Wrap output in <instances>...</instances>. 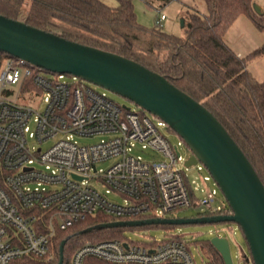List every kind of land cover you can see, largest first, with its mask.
<instances>
[{
  "label": "built area",
  "instance_id": "obj_1",
  "mask_svg": "<svg viewBox=\"0 0 264 264\" xmlns=\"http://www.w3.org/2000/svg\"><path fill=\"white\" fill-rule=\"evenodd\" d=\"M165 19L162 13L156 23L162 26ZM165 126L160 117L153 120L128 108L76 75L6 56L0 68V264L50 261L56 230L87 216L171 217L191 206L194 195L183 172L190 155L180 150L182 141L170 142ZM100 133L110 136L92 144L74 139ZM51 138L55 142L44 148L43 142ZM136 143L152 149L154 158L132 154ZM109 158L115 161L99 169L98 162ZM215 195L211 190L197 207L204 206L205 215L232 214L229 205H214ZM70 264L196 260L188 241L167 233L142 242L130 237L87 240L74 250Z\"/></svg>",
  "mask_w": 264,
  "mask_h": 264
},
{
  "label": "trees",
  "instance_id": "obj_2",
  "mask_svg": "<svg viewBox=\"0 0 264 264\" xmlns=\"http://www.w3.org/2000/svg\"><path fill=\"white\" fill-rule=\"evenodd\" d=\"M117 1L116 6H111L103 0H0V13L68 39L119 53L164 75L222 122L264 183V80H258L248 68L253 58L264 56V43L246 55H239L225 39L227 31L243 14L264 30V9L261 7V12L255 9L256 0H204L206 13L187 9L186 34L181 36L158 24H142L133 0ZM145 1L154 5L156 1L164 4L172 0ZM8 55L0 51V68ZM111 220L99 213L67 229H57L52 242L53 257L44 264L58 263L60 243L71 236L64 247L63 262L70 264L77 248L76 233ZM176 226H117L88 234H97V240H101L122 238L128 229L163 228L170 233ZM202 244L212 256L213 264H224L210 239Z\"/></svg>",
  "mask_w": 264,
  "mask_h": 264
},
{
  "label": "water",
  "instance_id": "obj_3",
  "mask_svg": "<svg viewBox=\"0 0 264 264\" xmlns=\"http://www.w3.org/2000/svg\"><path fill=\"white\" fill-rule=\"evenodd\" d=\"M255 9L261 12L257 3ZM0 51L46 70L76 75L103 86L163 119L191 149L186 165L204 164L233 211L232 214L194 217L111 220L76 234L117 226L231 221L240 226L248 243L250 254L244 255L247 260L264 264V183L226 127L202 102L132 58L68 39L1 13ZM203 209L204 206L196 207L197 213ZM70 237L60 243L57 264L64 262V247ZM210 241L220 252L224 264H234L227 236L216 235Z\"/></svg>",
  "mask_w": 264,
  "mask_h": 264
},
{
  "label": "rangeland",
  "instance_id": "obj_4",
  "mask_svg": "<svg viewBox=\"0 0 264 264\" xmlns=\"http://www.w3.org/2000/svg\"><path fill=\"white\" fill-rule=\"evenodd\" d=\"M111 6L118 4L117 0H103ZM135 4V10L137 12L138 20L147 26H154L160 16L164 13L166 19L163 21V28L173 34L184 36L186 34V26L182 24V19L187 14V9L195 8L202 13L207 12V5L204 0H172L168 3H161L156 1L154 5L147 4L145 0H133ZM257 4L264 9V0H256ZM28 2L25 3V7L28 6ZM227 43L239 54L246 55L262 43H264V30L258 29L250 18L246 15H240L225 35ZM248 68L252 71L253 75L258 80H264V56L259 55L253 58ZM71 79V77H68ZM89 85L100 93H104L113 100L131 107L135 110H140L150 116L153 120L157 119V116L151 112L141 108L135 102L128 98H125L103 86L89 82ZM163 133L168 137L172 144H180V150L186 156L191 154V149L187 146L181 138V136L172 131L171 127L165 126ZM109 133H100L93 136H80L74 135L81 144H92L101 141L102 139L108 138ZM56 139L51 138L43 142V147L47 148L55 142ZM134 155H140L146 159L154 158L155 152L150 148H143L141 143H136L135 147L131 150ZM114 158H109L98 162L97 166L99 169L108 168L113 162ZM202 168L199 169L198 166ZM183 172L186 180L189 183L190 189L194 195L193 204L191 206L180 208L170 214L171 217H194L198 215L196 211L197 202L200 198L205 197L211 190H216L214 205L223 204L228 205V202L223 194L222 190L216 184L212 178L210 172L206 166L202 163H198L192 166H187L183 163ZM208 175L210 178L204 180V176ZM110 198L122 201L121 196L110 194ZM89 233V232H88ZM78 234L74 237L75 246H79L87 240H97V234ZM170 233L180 234L182 238L188 241L190 249L194 254L196 264H213L212 256L202 246L203 241L209 240L212 237L219 234L220 236H227L230 241L231 253L234 264H253L252 260H247L244 256L245 253L250 254L248 243L244 237L243 231L240 226L231 221L215 222V223H186L180 224L170 230ZM167 234L163 228H152V229H128L125 230L123 237H130L136 241H147L150 238L161 239Z\"/></svg>",
  "mask_w": 264,
  "mask_h": 264
},
{
  "label": "flooded vegetation",
  "instance_id": "obj_5",
  "mask_svg": "<svg viewBox=\"0 0 264 264\" xmlns=\"http://www.w3.org/2000/svg\"><path fill=\"white\" fill-rule=\"evenodd\" d=\"M203 214V212H201V213H198V215H202Z\"/></svg>",
  "mask_w": 264,
  "mask_h": 264
}]
</instances>
